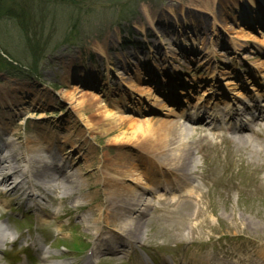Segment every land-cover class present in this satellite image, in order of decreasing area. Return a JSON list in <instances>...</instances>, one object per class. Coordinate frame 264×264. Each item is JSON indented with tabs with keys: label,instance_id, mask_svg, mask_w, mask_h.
Segmentation results:
<instances>
[{
	"label": "rangeland",
	"instance_id": "374dc122",
	"mask_svg": "<svg viewBox=\"0 0 264 264\" xmlns=\"http://www.w3.org/2000/svg\"><path fill=\"white\" fill-rule=\"evenodd\" d=\"M252 1L78 0L75 7L70 2L38 0L33 18L38 38L33 31L25 35L16 21L0 19V52L3 62L11 64L2 63L0 85L26 96L21 101L18 94L19 110H26L25 115L10 109L5 113L24 138L31 125L38 123H49L52 132H61L67 122L80 127L83 114L94 127V133L90 135L88 129L85 135L88 144L111 148L108 138H119L122 133L107 137L98 132L106 128V113L147 127L150 120L152 125L157 120H176L167 116L169 108L156 111L152 107L153 97L163 100L164 93L176 98L177 103L169 102L167 107L177 114L184 108L178 100L184 97L194 104H208L224 90L242 98L248 95V87L264 93V87L260 88L264 86V0ZM76 21L80 22L75 31ZM176 91L184 93L183 97ZM221 102L228 101L225 97ZM194 128L197 132L188 140L193 153L177 175L192 173L189 182L197 190L189 199L179 193L173 198L169 191L166 204L159 203L163 193L142 196L140 208L148 202L154 206L135 225L141 243L134 247L131 262L140 264L145 248L149 255L157 250V255L170 253L176 261L203 257L207 264H264V154L244 152L233 142L211 144L200 125ZM159 136L158 132L151 136L150 147L159 146ZM143 139V134H136L140 145ZM182 140L173 145L171 141L167 154L179 156ZM103 189L99 185L94 195L92 191L85 210L51 220L61 236L52 250L62 254L59 263L84 264L92 255L96 237L81 216L92 221L99 218ZM0 200L5 198L0 195ZM11 206L4 202L1 208L22 212ZM29 219L34 223L33 215ZM65 246L70 250L65 251ZM123 253L113 255L103 247L95 261L128 264V249ZM54 258L53 254L47 263Z\"/></svg>",
	"mask_w": 264,
	"mask_h": 264
},
{
	"label": "bare ground",
	"instance_id": "6f19581e",
	"mask_svg": "<svg viewBox=\"0 0 264 264\" xmlns=\"http://www.w3.org/2000/svg\"><path fill=\"white\" fill-rule=\"evenodd\" d=\"M245 2L253 4L252 0H245ZM252 17L255 19V16ZM231 44L236 48L234 43ZM191 61L193 62L194 59ZM18 94L22 95L21 101L26 98L23 92L0 85V134L2 133L0 142L3 143V149L0 151V195L21 206L26 202H36L39 194L47 195V191L53 192L54 196L60 200L72 203L66 207L65 211L67 214H73L82 210L88 199L93 198L92 191L99 185H103L104 205L98 208L99 218L92 221L88 216L81 217L87 230L92 231L96 237L94 254L98 253L100 247H105L104 249L108 251L112 250V243L116 240L122 246L140 243L134 231L135 225L140 224L153 207L148 202L142 209L139 202L143 200L144 194L160 187L163 182L167 187L173 184L168 181L166 175L175 174L181 166L187 165L193 153L192 143H188V140L192 139L195 128L184 125L179 120L181 115L177 114L172 107H167L165 101L153 97L154 110L161 111L169 108L171 114L168 116L173 115L179 119H176L177 121L157 120V125H152L150 120L151 123L146 122L149 123L147 127H142L143 125L136 120H127L117 113H106L104 117L106 128L98 132L107 137L117 132L122 133L119 138H108L107 142L112 141L108 143L111 148L108 146L95 148L88 144L85 135L88 129L92 130L90 135L94 133V127L83 114L80 127L67 122L61 132L59 129H57L59 132H52L50 130L52 126L49 123H38V126L31 125L29 136L24 138L14 127L16 122H12L5 113V110L10 109L14 112L20 111L21 116L25 115L26 110H19L22 104L19 103ZM181 95L183 96L184 93ZM255 98H261V96L256 94ZM10 99H14L16 103L11 102ZM232 100L233 104H226V109L223 110L225 112L221 116L216 112V109L220 107L216 103L213 107L195 106L193 114L184 115L182 118L191 123H201V118L195 119L193 116L197 111L205 113V109L208 111L206 112L208 120L212 124L218 122L220 117L227 119L232 116L233 118L237 116L235 112L239 107L245 106L246 103L239 98ZM183 102L190 106L187 99ZM261 117L258 120L264 119ZM54 125L57 127L59 123ZM253 130L252 128L251 131ZM155 132L160 134L157 139L159 146L153 148L150 147V143L153 142L151 136H155ZM137 133L144 135L141 145L136 141ZM216 136L217 134H214V137ZM182 137L181 154L179 156L167 154L166 151L169 150L166 149L170 142L172 141V145L176 141L178 143ZM242 142L244 149H255L249 140ZM260 151L257 149V152ZM157 176L160 178L158 179ZM28 177L29 181H27ZM184 189L188 191L189 187ZM59 214L58 211L53 213L54 216ZM9 232L10 229L0 222V247L6 242ZM46 255L47 253L44 254L43 259Z\"/></svg>",
	"mask_w": 264,
	"mask_h": 264
},
{
	"label": "trees",
	"instance_id": "16d2710c",
	"mask_svg": "<svg viewBox=\"0 0 264 264\" xmlns=\"http://www.w3.org/2000/svg\"><path fill=\"white\" fill-rule=\"evenodd\" d=\"M23 2L22 4H19V2ZM38 0H0V18H11L13 20H16L19 26L22 28V31L29 37L30 31L34 32V36H36L38 28H37V21H35L34 15L36 12V9L34 8L35 2ZM50 1H62V0H50ZM65 3L74 2V4H77L78 0H63ZM10 3V5L7 4ZM17 2V4H16ZM73 4V5H74ZM41 16L43 15L40 12ZM78 27V24L74 26V29ZM45 32L41 33V37L44 36ZM1 54V53H0ZM37 59L40 58V56H36ZM4 58L0 55V66L3 67V64H5ZM3 63V64H2Z\"/></svg>",
	"mask_w": 264,
	"mask_h": 264
}]
</instances>
